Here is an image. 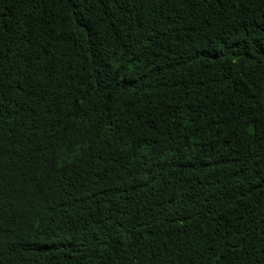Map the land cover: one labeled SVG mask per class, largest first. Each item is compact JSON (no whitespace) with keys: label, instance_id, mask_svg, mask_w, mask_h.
Here are the masks:
<instances>
[{"label":"trees","instance_id":"16d2710c","mask_svg":"<svg viewBox=\"0 0 264 264\" xmlns=\"http://www.w3.org/2000/svg\"><path fill=\"white\" fill-rule=\"evenodd\" d=\"M0 264H264V0H0Z\"/></svg>","mask_w":264,"mask_h":264}]
</instances>
